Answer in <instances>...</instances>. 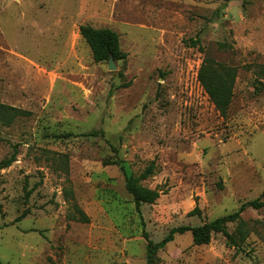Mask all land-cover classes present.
Here are the masks:
<instances>
[{"label":"rangeland","instance_id":"374dc122","mask_svg":"<svg viewBox=\"0 0 264 264\" xmlns=\"http://www.w3.org/2000/svg\"><path fill=\"white\" fill-rule=\"evenodd\" d=\"M82 24L119 33L116 69ZM206 58L235 69L225 114ZM0 103L30 112L0 123V264H149L144 233L264 199V0H0ZM151 162L160 195L138 209L126 178ZM227 228L238 244L187 231L152 264H264V207Z\"/></svg>","mask_w":264,"mask_h":264},{"label":"trees","instance_id":"16d2710c","mask_svg":"<svg viewBox=\"0 0 264 264\" xmlns=\"http://www.w3.org/2000/svg\"><path fill=\"white\" fill-rule=\"evenodd\" d=\"M80 34L90 46L93 58L96 62L108 61L111 57L116 62L128 56V53L121 49L119 33L111 28H96L89 24H82L80 26ZM191 41L196 45L200 43V38H192ZM198 78L208 92L212 102L221 113L225 114L233 96L235 69L217 62L214 59L206 58L200 66ZM128 84L129 83H123V86ZM29 114L30 112L25 109L0 103L1 124L10 125L18 116ZM14 148L16 150V145H14ZM15 160L16 154L14 152L10 157L0 162V169L9 166ZM153 171L154 162H151L140 175H131L126 178V189L132 194L138 209H140L142 203H153L160 195L158 189H151L141 184V181L150 176ZM249 206L254 208L264 207V199L258 197L247 201L243 203L237 211L215 218L201 225H182L174 227L164 239L159 242H154L147 233H144V237L147 241L148 263L152 264L156 252L163 248L168 242L172 241L176 234H183L187 231L192 233L193 242L195 244H207L211 241L213 234L219 232L224 234L231 243L238 244V241L228 230L227 225L229 222L239 221L242 211ZM198 210L199 209L196 207L192 212H198ZM75 211L80 215L78 217L80 221H89V216L79 206L75 205ZM239 232L245 235L246 231L239 226Z\"/></svg>","mask_w":264,"mask_h":264},{"label":"water","instance_id":"95a60500","mask_svg":"<svg viewBox=\"0 0 264 264\" xmlns=\"http://www.w3.org/2000/svg\"><path fill=\"white\" fill-rule=\"evenodd\" d=\"M108 67H109V69H111V70L117 68V66H116V64H115V61H114V59H113L112 57L108 60Z\"/></svg>","mask_w":264,"mask_h":264}]
</instances>
